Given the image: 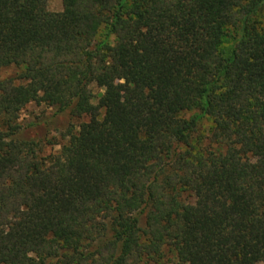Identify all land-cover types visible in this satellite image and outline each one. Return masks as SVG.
Instances as JSON below:
<instances>
[{
	"label": "trees",
	"instance_id": "1",
	"mask_svg": "<svg viewBox=\"0 0 264 264\" xmlns=\"http://www.w3.org/2000/svg\"><path fill=\"white\" fill-rule=\"evenodd\" d=\"M47 1L0 0V264H264V0ZM32 103L87 121L41 157Z\"/></svg>",
	"mask_w": 264,
	"mask_h": 264
},
{
	"label": "rangeland",
	"instance_id": "2",
	"mask_svg": "<svg viewBox=\"0 0 264 264\" xmlns=\"http://www.w3.org/2000/svg\"><path fill=\"white\" fill-rule=\"evenodd\" d=\"M47 9L50 12H60L62 10L61 1L48 0ZM261 16L264 19V11L261 12ZM17 72L18 70L15 68L0 69V80L14 77ZM91 88L94 95L101 93L95 86ZM85 121H87L85 118H73L67 111L59 112L56 108L32 103L20 114L18 121L22 130L20 138L35 142L38 145L37 154L47 157L58 154L61 147L67 143L69 135L76 133L78 126ZM209 128L210 124L205 119L200 122L197 128L196 142H200L203 147L206 145ZM166 257L168 261L171 260L175 263L171 253L167 252Z\"/></svg>",
	"mask_w": 264,
	"mask_h": 264
}]
</instances>
